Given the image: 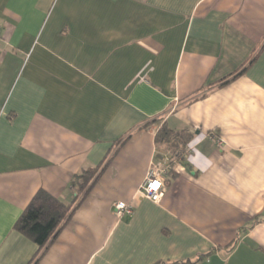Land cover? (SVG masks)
Instances as JSON below:
<instances>
[{"label":"crops","instance_id":"1","mask_svg":"<svg viewBox=\"0 0 264 264\" xmlns=\"http://www.w3.org/2000/svg\"><path fill=\"white\" fill-rule=\"evenodd\" d=\"M39 190L71 210L37 264H264V0H0V264Z\"/></svg>","mask_w":264,"mask_h":264},{"label":"trees","instance_id":"2","mask_svg":"<svg viewBox=\"0 0 264 264\" xmlns=\"http://www.w3.org/2000/svg\"><path fill=\"white\" fill-rule=\"evenodd\" d=\"M189 140L190 133L187 130L174 131L165 124H162L155 133L156 145L163 151L169 152L172 155L171 160L182 159ZM96 175L97 170L82 172L72 179L71 185L79 193L84 192L83 196H85L96 181ZM70 210L69 204L52 197L44 190H39L34 195L14 225L15 230L32 239L38 248L29 264L39 262L58 229L67 220ZM256 223L258 220L253 222Z\"/></svg>","mask_w":264,"mask_h":264},{"label":"built area","instance_id":"3","mask_svg":"<svg viewBox=\"0 0 264 264\" xmlns=\"http://www.w3.org/2000/svg\"><path fill=\"white\" fill-rule=\"evenodd\" d=\"M170 170L169 166H164L161 163L152 164L139 189V195L150 200L152 203L159 204L166 192L163 176ZM113 208L118 218H129L133 214V206L128 202L118 201L114 204Z\"/></svg>","mask_w":264,"mask_h":264},{"label":"water","instance_id":"4","mask_svg":"<svg viewBox=\"0 0 264 264\" xmlns=\"http://www.w3.org/2000/svg\"><path fill=\"white\" fill-rule=\"evenodd\" d=\"M158 158H159V159H162V157H161V156H158Z\"/></svg>","mask_w":264,"mask_h":264}]
</instances>
